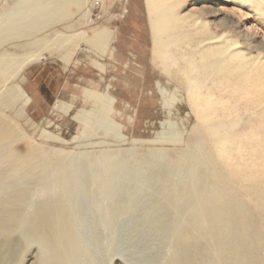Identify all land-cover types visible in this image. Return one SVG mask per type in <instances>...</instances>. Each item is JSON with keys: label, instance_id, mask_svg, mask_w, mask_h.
<instances>
[{"label": "rangeland", "instance_id": "rangeland-1", "mask_svg": "<svg viewBox=\"0 0 264 264\" xmlns=\"http://www.w3.org/2000/svg\"><path fill=\"white\" fill-rule=\"evenodd\" d=\"M62 201L67 264H264V0H0V210Z\"/></svg>", "mask_w": 264, "mask_h": 264}, {"label": "bare ground", "instance_id": "bare-ground-1", "mask_svg": "<svg viewBox=\"0 0 264 264\" xmlns=\"http://www.w3.org/2000/svg\"><path fill=\"white\" fill-rule=\"evenodd\" d=\"M93 41H95V40H93ZM100 44H101V42H100ZM29 45L31 47L37 48V45H39V44L37 42H35V43L29 44ZM216 147H217V144H216ZM221 153H222L223 157H226L227 154L225 153V151L223 152V150H222ZM211 176L213 179L218 180V181H220V179L223 178L216 168L211 171L210 177ZM61 179H62L61 176H59L57 181L60 182ZM28 194H29V191L17 192V194L13 196L11 202L12 203H18L19 200L23 196H27ZM177 196H179V195H177ZM180 196L177 198H180ZM205 197L208 198L209 196L206 195ZM177 198H176V200H177ZM168 199L170 200V198H168ZM197 199H199V197ZM217 199H218V197H217ZM195 201H196V199H195ZM216 201L217 200H214L212 203L215 204ZM174 202H172V203H174ZM172 203H170V204H172ZM194 204H196V203H194ZM70 214H71V211L69 208V204L66 201H62V203L60 205L57 204L55 206L54 205H46V204L40 205L37 207L34 214L29 216V217H28V215H25L24 209H22L21 207L20 208L19 207L18 208H12L9 210L1 209L0 210V244H2L3 246L8 245V243L12 242L11 236L14 233L19 232L22 237H24L28 240H39V241L43 242L45 244V246L47 248H49V250L51 251V253L53 255L52 259H54L53 262H59L60 264H67V257L70 258V256H69L70 254H69L68 250L72 245L71 243L75 240V237H76L73 226L71 224V215ZM212 224H213V222H212ZM210 229H212V232H215L213 225L208 226L207 230H209V232H210ZM194 232H197V231H194ZM198 232H200V231H198ZM212 232H210V233L215 234ZM194 234H196V235H193L192 239L195 240L199 237V233H198V235H197V233H194ZM217 235L215 234L216 237L219 236V235L218 236ZM186 243L182 242V245H184ZM184 247L185 246L182 247L180 245V248H179L180 252L182 251V249ZM59 263H56V264H59ZM171 264H175V263L173 262ZM184 264H190V263L185 262Z\"/></svg>", "mask_w": 264, "mask_h": 264}]
</instances>
